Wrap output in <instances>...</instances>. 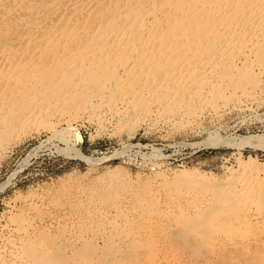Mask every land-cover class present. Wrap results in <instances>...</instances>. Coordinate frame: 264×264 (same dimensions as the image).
I'll use <instances>...</instances> for the list:
<instances>
[{"label":"bare ground","instance_id":"6f19581e","mask_svg":"<svg viewBox=\"0 0 264 264\" xmlns=\"http://www.w3.org/2000/svg\"><path fill=\"white\" fill-rule=\"evenodd\" d=\"M263 65L264 0H0V145L18 129L49 126L58 116L89 115L99 125L106 115L97 101L111 111L121 102L114 115L134 120L196 116L253 95ZM245 143L264 145V134ZM261 169L255 156L241 157L230 182L211 188L207 209L197 206L199 218L182 215L175 236L209 252L244 243L237 230L264 223ZM79 240L83 246L70 243L74 257L66 251L55 261L50 244L29 261L80 264L81 250L94 243ZM243 264H264V254Z\"/></svg>","mask_w":264,"mask_h":264},{"label":"rangeland","instance_id":"374dc122","mask_svg":"<svg viewBox=\"0 0 264 264\" xmlns=\"http://www.w3.org/2000/svg\"><path fill=\"white\" fill-rule=\"evenodd\" d=\"M259 79L255 95L241 94L196 116L134 120L114 115L121 102L111 111L97 101L107 118L99 125L89 115H64L49 126L16 130L0 145V264H32V252H48L50 244L55 261L66 251L74 257L70 243L83 246V237L94 244L81 250L80 264H243L264 254L263 222L237 230L244 243L210 252L175 236L180 218H199L197 206L207 209L211 188L230 182L241 157L264 163L258 138L240 144L264 134V74Z\"/></svg>","mask_w":264,"mask_h":264}]
</instances>
